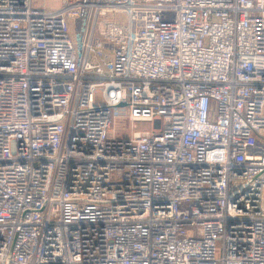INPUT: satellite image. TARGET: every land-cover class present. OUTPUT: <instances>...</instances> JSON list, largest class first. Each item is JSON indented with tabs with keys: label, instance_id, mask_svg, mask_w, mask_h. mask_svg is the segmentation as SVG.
I'll return each mask as SVG.
<instances>
[{
	"label": "built area",
	"instance_id": "obj_1",
	"mask_svg": "<svg viewBox=\"0 0 264 264\" xmlns=\"http://www.w3.org/2000/svg\"><path fill=\"white\" fill-rule=\"evenodd\" d=\"M0 264H264V0H0Z\"/></svg>",
	"mask_w": 264,
	"mask_h": 264
},
{
	"label": "rangeland",
	"instance_id": "obj_2",
	"mask_svg": "<svg viewBox=\"0 0 264 264\" xmlns=\"http://www.w3.org/2000/svg\"><path fill=\"white\" fill-rule=\"evenodd\" d=\"M33 1L34 4L36 5L45 6L47 9L53 10L60 7L63 0H33ZM130 127H131V123L124 118H117L113 123V128L118 129L120 132ZM136 127L143 129L149 128L150 123L147 122L136 123Z\"/></svg>",
	"mask_w": 264,
	"mask_h": 264
}]
</instances>
